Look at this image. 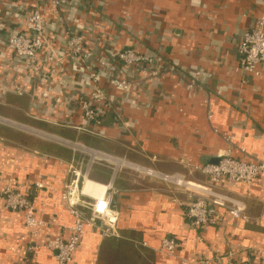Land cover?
Listing matches in <instances>:
<instances>
[{"label":"crops","instance_id":"obj_1","mask_svg":"<svg viewBox=\"0 0 264 264\" xmlns=\"http://www.w3.org/2000/svg\"><path fill=\"white\" fill-rule=\"evenodd\" d=\"M24 4L0 0V20L9 24ZM68 7L72 18L74 7L81 6L72 0ZM259 17L264 18V0H109L105 30L119 33L104 45H137L160 54L172 69L163 81L141 82L136 102L111 90L115 112L108 114L110 121L105 119L103 135L90 138L71 130L73 141L206 187L207 179L198 170L206 161L227 153L245 160L264 157V65L258 75L243 73L237 51L242 34ZM190 82L196 84L194 89L186 87ZM0 98V116L29 126L33 121L51 126L27 113V98L8 93ZM16 132L0 126V186L8 180L27 185L50 177L44 190L27 191L36 215L57 221L46 227L47 235L66 238L73 222L59 198L65 179L67 184L77 180L66 175L68 163L78 165L80 172L88 166L93 186H85V203L79 207L85 217L90 220L94 199H102L107 217L115 218L118 236L104 233L103 222L96 220L86 229L73 264H196L212 250L264 260V175L252 185L228 186L224 181L212 187L240 201L249 220L228 219L198 232L185 217V205L196 198L186 189L129 167L116 170L109 161L90 160L88 154L75 155L59 145H53L51 153L16 147L9 137L21 140ZM199 233L202 241L197 243ZM163 237L182 243L180 256L157 251ZM41 245L28 235L23 213L7 211L0 203V264H55Z\"/></svg>","mask_w":264,"mask_h":264},{"label":"built area","instance_id":"obj_2","mask_svg":"<svg viewBox=\"0 0 264 264\" xmlns=\"http://www.w3.org/2000/svg\"><path fill=\"white\" fill-rule=\"evenodd\" d=\"M24 1L19 13L13 12L15 20L9 24L0 20V34H4L0 35V97L8 93L16 98H27V113L35 119L53 127L102 136L107 115L115 112L112 91L120 96L129 95L130 102H136L141 82L163 81L172 69L160 54L143 51L137 45H104L109 36L119 33L111 34L110 29L105 30L107 22L103 14L109 0H75L81 7H74L72 18L68 7L72 0ZM7 10L11 12L12 8L7 6ZM237 51L242 72L258 75V68L264 65V18H256L242 34ZM175 73L180 74L178 71ZM186 87L194 89L196 84L190 82ZM0 126L38 139L51 140L73 152L88 154L90 160L94 157L104 159L113 163L116 170L129 167L145 176L186 189L196 197L185 205V217L193 230L219 226L228 219L247 222L249 219L243 204L213 191L212 187L224 181L228 186L252 185L264 175V157L245 160L233 158L227 153L218 157L215 163L198 167L207 179L206 187L189 183L177 174L157 173L3 116H0ZM65 166L66 175L77 178L70 184L65 179L59 190L61 204L73 220L66 238L45 233L46 227L56 225L57 221L38 217L27 195L32 188L44 190L50 177L27 185L8 180L0 186L2 207L10 212L23 213L28 235L33 240L42 241L41 247L51 253L55 264H73L86 229L96 220L103 222L104 233L118 236L113 226L115 218L107 217L104 200L94 199L90 220L80 211L79 207L85 203L82 199L85 186H93L87 179L88 166L83 172L74 163ZM195 240L197 243L202 241L200 233ZM157 251L178 257L182 243L174 237H163ZM196 260V264H264V260L258 261L253 256L240 259L234 251L222 253L212 250Z\"/></svg>","mask_w":264,"mask_h":264},{"label":"rangeland","instance_id":"obj_3","mask_svg":"<svg viewBox=\"0 0 264 264\" xmlns=\"http://www.w3.org/2000/svg\"><path fill=\"white\" fill-rule=\"evenodd\" d=\"M17 117H19V116H17ZM19 119H21V117H19ZM32 125L35 128L43 130L46 133L53 134V135L58 136L60 138H67L69 140H73V135L75 133V132H73L71 130L60 129V128H55V127H51V126L41 125L40 123L37 124V122L34 123V121L32 122ZM16 133H18L19 137H23V138H21V140H20L19 138L15 137L14 135L13 136L9 135V137H11V140H13V142L16 144L15 146L19 147V148L26 147V148H28L27 150H35V151H38V152H48V151H50V153H51L53 151L52 150L53 145H56V146L58 145L57 143H55V142H53L51 140L40 139V138L38 139L37 137L31 136V135H27V134H23V133H19V132H16ZM82 134L84 135L85 133H82ZM89 137L92 138L91 135H89ZM88 141L90 142V144L100 147V144H99V142L97 140L90 139ZM83 143L80 142V144H83ZM46 145H49V146H46ZM75 155H84V154L76 152ZM86 159H87V157H86Z\"/></svg>","mask_w":264,"mask_h":264},{"label":"water","instance_id":"obj_4","mask_svg":"<svg viewBox=\"0 0 264 264\" xmlns=\"http://www.w3.org/2000/svg\"><path fill=\"white\" fill-rule=\"evenodd\" d=\"M111 117L110 115H107L106 120L110 121ZM218 160V158L214 159L213 161H210L211 163H215Z\"/></svg>","mask_w":264,"mask_h":264},{"label":"trees","instance_id":"obj_5","mask_svg":"<svg viewBox=\"0 0 264 264\" xmlns=\"http://www.w3.org/2000/svg\"><path fill=\"white\" fill-rule=\"evenodd\" d=\"M209 162H210V160L206 161V163H209ZM197 231H198V232H199V231L201 232L202 230H197Z\"/></svg>","mask_w":264,"mask_h":264}]
</instances>
